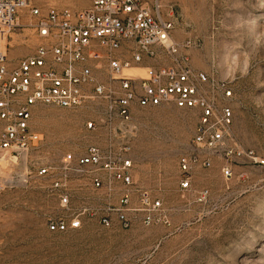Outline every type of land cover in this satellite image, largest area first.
Masks as SVG:
<instances>
[{
	"label": "rangeland",
	"instance_id": "1",
	"mask_svg": "<svg viewBox=\"0 0 264 264\" xmlns=\"http://www.w3.org/2000/svg\"><path fill=\"white\" fill-rule=\"evenodd\" d=\"M171 6L179 42H194L190 64L228 82L232 91V135L257 161L235 162L224 180L220 160L194 168L191 185L207 188L204 203L194 192L177 188V158L195 123L193 110L171 105L134 112L130 154L133 180L158 198L169 224L144 226L133 222L101 225L80 216V225L48 232L54 216L78 213L88 192L72 191L68 208L60 207L48 179L35 175L41 163L56 165L65 153L88 143L101 145L99 130L84 123L91 116L84 103L74 109L38 106L30 125L40 133L37 146L16 160L0 153V264H264V0H160ZM89 0H29L40 9H80ZM27 20L25 10L19 22ZM6 37L5 53L15 60L30 53V29L15 28ZM259 160H263L259 163ZM81 185L85 178H79ZM75 181V182H78ZM83 188V187H82Z\"/></svg>",
	"mask_w": 264,
	"mask_h": 264
},
{
	"label": "built area",
	"instance_id": "2",
	"mask_svg": "<svg viewBox=\"0 0 264 264\" xmlns=\"http://www.w3.org/2000/svg\"><path fill=\"white\" fill-rule=\"evenodd\" d=\"M22 10L27 20L19 22ZM172 17V7L164 8L160 0H89L80 9L0 0V153L16 160L37 146L40 133L30 121L38 106L70 110L88 103L92 114L84 127L99 130L101 145L88 143L63 154L56 165L43 162L36 169V176L48 179L60 207L70 205V183L72 191L89 194L78 213L49 219L48 232L78 228L81 215L121 228L135 221L169 224L161 201L133 180L130 139L134 112L142 108L194 111L192 134L177 158V188L193 191L198 203L209 193L192 187L194 168L218 159L220 175L228 180L235 162L257 161L233 138L228 82L191 66L187 50L194 42L173 39ZM15 28L19 34L30 29L35 42L30 53L10 60L5 39Z\"/></svg>",
	"mask_w": 264,
	"mask_h": 264
},
{
	"label": "crops",
	"instance_id": "3",
	"mask_svg": "<svg viewBox=\"0 0 264 264\" xmlns=\"http://www.w3.org/2000/svg\"><path fill=\"white\" fill-rule=\"evenodd\" d=\"M84 192H86V191H84Z\"/></svg>",
	"mask_w": 264,
	"mask_h": 264
}]
</instances>
